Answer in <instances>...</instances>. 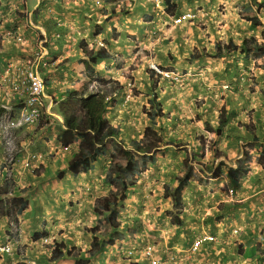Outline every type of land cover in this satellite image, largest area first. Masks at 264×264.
<instances>
[{
  "label": "crops",
  "instance_id": "crops-1",
  "mask_svg": "<svg viewBox=\"0 0 264 264\" xmlns=\"http://www.w3.org/2000/svg\"><path fill=\"white\" fill-rule=\"evenodd\" d=\"M245 1L239 0L241 4ZM200 4L201 9H206ZM232 9L224 22L213 9L194 21L173 24L156 0H0V117L6 112L19 116L21 97L11 91L7 80L13 67L36 52L40 53L37 66L45 83L42 120L15 131L17 149L11 162L0 134V189L5 188L2 194H6L0 195V246L10 247L9 252L0 251V264H76L78 258L84 259V264H150L149 258L137 252L148 242L153 244L159 264H264V102L261 89L255 93V84L242 78L246 64H254L255 59L232 52L217 58L207 55L215 40L227 42L232 38L239 42L244 36L258 34L264 25L263 20L252 25L246 19H238ZM98 42L110 53L109 58H97L98 76L122 84L105 111L104 124L117 127L125 143L141 138L140 123H145V118L149 120L142 107L147 106L155 82L145 64L155 60L163 67L178 68L184 73L193 70L196 74L179 83L156 81L155 92L164 119L176 117L184 128L176 132V139L190 141L195 128L191 131L185 122L191 124L193 114L199 115L195 120L197 127L203 120L212 121L209 111L216 104L227 109L228 119H240L236 110L243 117L250 110L248 118L258 140H251L247 127L238 126L231 127L239 133L233 135V141L216 142L227 149V158L231 159L221 160L224 164L234 168L241 164L247 170L230 178L224 166L220 174L200 181L204 184L190 180L182 191L180 213L173 217L172 193L166 190L177 185V175L170 171L166 173L169 178H165L163 172L156 180L149 176L148 166L159 164L160 171L172 165L179 167L177 157L185 148L160 145L156 161L146 165L144 169L148 171H142L121 203L119 227L109 228L96 207L97 199L108 192L103 177L110 163L109 151L100 155L87 172L71 174L69 157L77 152L79 140L66 146L60 140L66 121L59 103L71 92L87 93L90 80L85 73V51H98ZM128 66L133 68L131 74L134 69L143 71L138 78H145L144 83H136L140 91L145 87L147 92L133 94L129 102L122 74ZM208 68L213 76L221 72V79L228 80L223 83L233 87L235 97L230 96L229 100V93L226 100L213 102V87L203 74H198ZM244 84L253 86L257 97L256 106L252 104L247 110L244 105L252 102L247 101L246 94L242 95ZM191 94L194 101L200 100L193 108L188 106ZM180 95L187 101H182ZM129 120L133 122L130 126ZM162 126L157 122V130L165 136ZM192 148L198 151L195 141L187 151ZM33 158L41 163L35 173L24 165ZM41 186L50 192L44 193ZM17 198L25 201L24 208L14 206L17 201L13 199ZM94 227L98 228L95 235L105 244L103 250L90 255L88 249L94 236L90 229ZM204 233L213 240L204 241L191 251L194 239ZM54 242L62 243L63 250L74 248V254L52 259Z\"/></svg>",
  "mask_w": 264,
  "mask_h": 264
},
{
  "label": "trees",
  "instance_id": "trees-1",
  "mask_svg": "<svg viewBox=\"0 0 264 264\" xmlns=\"http://www.w3.org/2000/svg\"><path fill=\"white\" fill-rule=\"evenodd\" d=\"M164 4L167 12L174 14L173 12L177 8L176 0H164ZM263 6L264 1L261 0V3L258 4V9ZM252 21L257 22L256 16L252 17ZM228 52H238L246 59L263 55L264 29L261 28L259 36L255 34L247 35L242 37L240 42H236L232 38H229L228 42L217 39L214 42L213 50L208 51L207 55L217 58L224 54L226 55ZM85 53L87 56L84 60L85 73L91 82L92 80L95 82V89L87 91V93L83 91L71 92L68 98L59 103L60 111L66 121L60 140L65 146L75 140H79L77 152L70 157L68 162V171L71 174L87 172L100 155L109 151L110 160L113 158V161L110 164V171L103 181L109 186H114L115 190L109 189L106 195L99 197L96 207L102 213L107 226L111 229H117L120 225L118 220L119 208L128 190L137 183L138 177L146 165L156 161L155 154L159 150V146L174 143L172 141L165 142L163 134L156 128L157 118L163 116V111L161 104L157 101L155 84L151 86L152 97L148 101L151 107L145 111L150 124L144 127L141 138L125 143L124 139L119 137V129L117 127L104 124L105 111L113 103V94L121 90L122 85L116 80L98 76L99 74L95 70L97 58L110 57V53L105 48L102 47L96 52L86 50ZM256 65H258L260 71L264 70V63L261 65L257 63ZM1 112L2 109L0 108ZM222 118L220 117L219 124L224 121ZM246 126L251 138L257 140L254 135V127ZM107 146L110 148L109 150ZM118 154L121 155L122 160H119ZM261 155L264 156V144ZM187 160V172L183 176L177 175V185L171 190H166L172 193L173 208H178L176 212L181 210L182 191L190 182L192 175V166ZM224 166L227 168V175L230 178H236L247 170L244 165L239 164L234 168L220 161L211 173L212 176L218 175L221 167ZM4 189H0V194L3 193ZM17 201L20 208L25 207V201L21 198L17 199ZM90 230L94 233V236L88 252L90 255H94L103 250L105 241L100 240L99 236L95 235V232L98 231L97 227ZM54 246L55 248L51 252L52 259L61 256H71L75 252L74 248L63 250V244L59 242H54ZM85 262L84 259L78 258L76 264H84Z\"/></svg>",
  "mask_w": 264,
  "mask_h": 264
},
{
  "label": "rangeland",
  "instance_id": "rangeland-1",
  "mask_svg": "<svg viewBox=\"0 0 264 264\" xmlns=\"http://www.w3.org/2000/svg\"><path fill=\"white\" fill-rule=\"evenodd\" d=\"M180 1H181V3H180L181 12L185 11L186 9L189 10L191 8L200 7V5H201L200 2H202L204 4V6L206 7V9L204 8L205 10L203 9L204 11L209 12V11H211L213 9H216L217 15H220V19L223 22H224L226 16H230V14L228 13L230 7L233 8L231 12H236V16H237L238 19H246V21H248L247 20L248 19L247 16L244 17L245 14L242 15V12L239 13L238 9L242 10V4L239 2V0H211V1L210 0H179L178 2H180ZM191 2L194 3V5L188 4V3H191ZM214 14H216V13H214ZM262 14L264 15V11L262 12ZM263 15H260V16L264 17ZM214 18L215 17H213V19ZM259 20H263L264 21V18H261V19L259 18ZM222 26H224V24ZM194 58H195V56L193 57V60H194ZM255 58H256V60H255L256 62L257 61H260V62L264 61V54L261 55V56L255 57ZM147 59H148V57H147ZM151 62H155L157 65H159L158 62H156L155 60H151ZM251 63H253V62H251ZM146 67H148L147 63L145 64V68ZM164 68L168 69V70H174L175 69L174 67L171 68L170 66H165ZM194 68H196V66H194ZM250 68H252L251 64L248 65V66H245V70H243V73L244 72L246 73L244 75V79L251 80L252 85L255 84L254 85L255 93L261 89V91H262L261 102H264V98H262V97H264V91H263V88L261 87V84L263 86V83H264V70L260 71L259 74H257V79L258 80H253V79H255V77L253 75V72L250 73V71H251ZM210 69L211 68H208V70H203L201 73H198V74H203L205 76V78H207L208 81L210 82V85L213 87L214 90L210 91L211 98L213 99V102H219L220 100L221 101L226 100L225 96H228L229 93L230 94L228 96V99L230 100L229 97L230 96L231 97L234 96L233 95L234 93H232L233 92V87L229 88L227 84L223 83V82L228 81V80L221 79L222 78L220 76L221 72H219L217 75L213 76V73L210 71ZM132 70H133V68L130 69V67L128 66L126 68V71L122 72V74H124V76L126 78L125 79V86L127 88V94H128V90H129V87H130V86L127 87V85H126L127 82H130V84L132 85L131 90H132V97H133L134 95L137 96L138 92H141V93L144 92L145 93L146 91L144 90L145 87L143 88V90L140 91V89H138V85L136 83V82L144 83L145 78H138L139 74H140V77H141L143 71L139 72V70L137 71V70L134 69L133 73L131 74ZM177 70H178V73H177L178 75L174 79H176L178 82H181V81L185 80L186 77L196 75L193 72V70L190 71L191 67H190V70H189L190 72L187 71L185 73H182V71H184V70H182V71L180 69H177ZM177 70H175V71H177ZM233 76L236 77L235 73H233ZM224 77H226V75H224ZM215 78H216V80H215ZM169 83H171V82H169ZM245 84L241 88L242 95L246 94L247 95V101L248 102H252V103H248L247 105H244V108L246 107L245 110H247L248 107H252V104H254V106H256L257 97H256V94H253V90H254L253 86L251 87V85H250V86L247 87V85H245ZM234 87H236V85ZM238 87H239V85H238ZM172 88H174L173 85H172ZM184 89H186V88L184 87L182 90H184ZM239 93L240 92H238V94ZM180 96H181V100L182 101H187V100H185L182 97V95H180ZM189 96H190V98H189L188 101L190 102V104H188V106L193 108V107L199 105L200 100H195L194 101V98H192L193 95L191 94ZM132 97L126 98V101L127 102L131 101ZM141 97H144V95L141 96ZM140 98H138V99H140ZM143 101L145 102L146 100H143ZM150 107L151 106L147 102V106L143 105V107H142V113H145L146 109H148ZM137 109H140L139 106H137ZM236 109H238V108H236ZM135 111H136V108L134 109V112ZM187 111H188V109H187ZM236 112H237V115H238V117L240 119H236V118L235 119H231V118L228 119L227 118V116H228L227 109H224V106L221 107L219 104H216V108L214 110L211 109V111H209V114L212 115V119L213 120L210 121V122L204 121V120L201 121L202 125L200 127H197L196 123H195L196 122L195 120L199 117V115L193 114V120H190L191 124L189 122H187V121L185 122L187 124H184V125L190 127L191 131L193 130L192 128H195V130H194L195 133H194L192 139H190V141L189 140H187V141L183 140L184 139L183 137H181L180 139L179 138L176 139L177 136H178V134L176 132L180 131V129L182 128V125H180V123H178L179 121H178V119L176 117H172V119H166L167 117H165V119L163 118V122L160 121V119L157 118V122H159L160 125H163L162 126V130L165 132L164 141L165 142L174 141L175 144H172V145H175L176 147H178L180 149L185 148L184 149L185 151H184L183 154H181L179 152V156L177 157L178 160H180L178 162L179 167H174L172 165V168L171 167H166V168L162 169V171H160L161 170L160 169L161 166L159 164L158 165L157 164L149 165L148 166V170H149L148 174H149V176H151V177L153 176V178H155L157 180L158 176L159 177L162 176L163 172H164L165 173L164 177L165 178H169V176L166 175V173H168L170 171H172L175 175H178V176L182 175L183 176L188 170L187 165H186V159H188L187 161L192 166V171H191L192 175L190 177V180H192V181L196 180V181H198V183L204 184L203 182H200V181H207L208 178L210 176H212L211 169L212 168L214 169L219 164V161L224 160V159L228 160V158H227V149L224 148V147H219L216 144V142L220 141V140H221L222 143L233 141L234 140V139H232L233 135L234 134H236V135L239 134V133L234 132V130H232L235 127L242 126V127L245 128L246 125H250V126L253 127V125L251 124V120L248 118L249 115H250L249 114L250 110L245 112V114H244L245 118L243 117V114H239L238 110H236ZM165 113H167V111H165ZM145 115H146V113H145ZM142 117L145 118L144 115H142ZM220 117H223L222 119H224L222 124H219ZM128 122H129L128 123L129 126H130L131 123H133V122L130 123V120ZM145 123H146V125L144 126ZM145 123H144V121H141V123H140L141 124V127H140L141 130H144L143 127H146L147 125L150 124L149 120H147L146 118H145ZM140 124L138 123V125H140ZM131 127H133V126H131ZM138 127L139 126H137V128ZM231 127H233V128H231ZM156 128H157V126H156ZM169 130H171L172 133H168ZM181 130H184V128H182ZM168 134L173 135V136L172 137L168 136ZM194 141L197 143L198 151H194V148H192L193 151H187L188 145H190V143H194ZM208 153H210V155ZM118 157H119V160H122L120 154H118ZM112 161H113V158L110 160L108 168H107V170H106V172L104 174L103 180L105 179V176L107 175V173L110 171V164H111ZM215 161H216V163H215ZM228 161L231 162V159H229ZM214 163H215V167H213ZM162 165H164V162L162 163ZM222 168L223 167H221V169ZM221 169H220V171H221ZM37 170H39V169H37ZM146 170L143 169L142 170V171H144L143 173H146L148 171V170L147 171ZM220 171H219V174H220ZM104 186L106 187V188H104L105 190L106 189L107 190H109V189H114L115 190L114 186H111V185L109 186L106 183H104ZM159 187H160V190H161V187H162L161 184L159 185ZM40 189H43V187L41 186ZM209 189H212V188H209ZM42 191L44 193H49L50 192L48 187L44 188ZM177 209L175 208L173 210V217H174V215H178L180 213V212H176ZM133 227H135V225ZM136 228L139 229V226H136Z\"/></svg>",
  "mask_w": 264,
  "mask_h": 264
},
{
  "label": "built area",
  "instance_id": "built-area-1",
  "mask_svg": "<svg viewBox=\"0 0 264 264\" xmlns=\"http://www.w3.org/2000/svg\"><path fill=\"white\" fill-rule=\"evenodd\" d=\"M190 13L182 15V19L190 17ZM181 18H177L175 22H179ZM40 59V53L36 52L33 57H26L23 63L12 68L10 78L7 80L11 90L21 97L22 107L19 117L13 118L9 113H5L0 117V129L2 136L11 138V134L15 128L21 124H34L40 121L42 115V98L44 95V79L41 76L37 66V60ZM150 67L157 73L165 77L174 79L177 77L172 71L164 70L155 63H150ZM131 86L130 82L128 83ZM127 97H130L128 94ZM9 150H11L10 142H8ZM10 152V151H9ZM35 159V158H34ZM31 171L35 169V164L26 161L24 164ZM213 237L209 234H201L194 239L191 245V251H196L204 241H211ZM1 250H9L8 246L1 247ZM141 252L150 258V264H159L158 259L153 257V244L148 242L144 245ZM128 253H132L130 250Z\"/></svg>",
  "mask_w": 264,
  "mask_h": 264
},
{
  "label": "clouds",
  "instance_id": "clouds-1",
  "mask_svg": "<svg viewBox=\"0 0 264 264\" xmlns=\"http://www.w3.org/2000/svg\"><path fill=\"white\" fill-rule=\"evenodd\" d=\"M171 1H173V0H171ZM179 0H176V2H177V8L175 9V12H173L174 14H170V13H168L167 12V10H166V7H165V4H164V0H156V5L157 6H160V7H162V9H163V11H164V13L167 15V17L169 16L170 17V19H171V22L173 23V24H180V23H182V22H184V21H194L195 19H197L199 16H200V14H205V11L203 10V9H201V6L200 7H196V8H191V9H186L185 11H182L181 12V6L179 5V2H178ZM264 1V0H263ZM259 3H261V0H246L245 2H243L242 3V10L240 9L239 10V13L240 12H243L245 15H244V17L245 16H247V20L248 21H250V24H252V25H256L257 23H258V21H259V16L260 15H263L262 14V12L264 11V6L261 8V9H258V4ZM204 11V12H203ZM186 13H190V15H193V16H190V17H186L185 19H182V15H184V14H186ZM254 16H256V18H257V22L255 23L254 21H252V17H254ZM264 16V15H263ZM168 17V18H169ZM177 18H181V20L179 21V22H175V20L177 19ZM261 28L262 29H264V26L263 25H261ZM261 28H260V30H261ZM260 30L258 31L259 33H260ZM259 33L258 34H255V35H257V36H259ZM252 34H254V33H252ZM242 39V38H241ZM228 42V41H227ZM240 42V41H239ZM99 44H100V46H101V48L103 47V43H101V42H98ZM103 48H105V47H103ZM228 53H230V52H228ZM232 53H237L238 54V52H232ZM227 54V53H226ZM192 56H195V55H192ZM248 59H255L256 60V58L255 57H252V58H248ZM254 60V64L253 63H251V66H252V68H250L251 69V71H250V73H252L253 72V75H254V77L255 78H257V74H259V72H260V70H259V68H258V65H256L257 63L258 64H263L264 63V61H255ZM150 63H151V61H150ZM150 63L148 62V67H147V69H148V72H151L152 74H153V76H152V74H150V76H151V78H152V80H154V82L155 83H152V85L153 84H155V88H156V85H157V83H156V81H159V80H162V79H164V80H167L168 82H171V83H179L176 79H171V78H169V77H165V76H163V75H161L160 73H157L154 69H152L151 67H150ZM152 63H155V62H152ZM156 64V63H155ZM159 64V63H158ZM159 67H161L162 69H164V70H168V69H165L162 65H158ZM246 66H248V65H246ZM171 68H173V67H171ZM178 68H175L174 70H168V71H172V72H174L175 74H177L178 73V70H177ZM175 70H177V71H175ZM182 73H184L183 71H182ZM178 75V74H177ZM242 78L244 79V75L242 76ZM128 83L129 82H127V87L129 86L128 85ZM264 84V83H263ZM44 85H45V83H44ZM122 85V84H121ZM131 88H132V85L129 87V90H128V94L130 95V97H132V90H131ZM262 88H263V91H264V86H262ZM11 89V88H10ZM93 89H95V82L92 80V82L90 81V84L88 85V88L86 89V91H91V90H93ZM12 91V90H11ZM13 92V91H12ZM15 93V92H14ZM126 93H127V91H126ZM151 93H152V91H151ZM156 93V92H155ZM128 94H126V98H130V97H127V95ZM157 95V94H156ZM157 101H158V95H157ZM20 104H21V106L20 107H22V102H20ZM42 105V104H41ZM41 108H42V106H41ZM6 113H8V112H6ZM19 114H20V112H19ZM11 115V114H10ZM12 116V115H11ZM13 118H17V117H14V116H12ZM19 117V116H18ZM164 118V112H163V116L161 117V118H158V119H163ZM149 119V118H148ZM41 120H42V115H41V118H40V121L38 122V123H34V124H39L40 122H41ZM150 121V120H149ZM23 125H32V124H21L18 128H15L14 130H13V132H12V134H11V138H5L4 136H2V133L0 132V134H1V136H2V138H3V140H4V146H5V148H6V152L8 153V155H9V157H10V161L9 162H11L12 161V158H13V156H12V154H14V152L16 151V149H17V145H16V141H15V136H16V134H15V131H17V130H20L21 129V127L23 126ZM157 126V125H156ZM247 127V126H246ZM254 127V126H253ZM254 135H255V133H254ZM256 136V135H255ZM257 137V136H256ZM251 140L252 141H256V140H253L252 138H251ZM257 140H258V138H257ZM8 142H10V146L12 147L11 148V150H9V145H8ZM264 144V139H263V142H262V145ZM10 151V152H9ZM29 162H30V160H29ZM31 162L33 163V164H35V169L33 170V171H31V172H36V170L41 166V163H37L36 161H35V159L33 158V159H31ZM26 167V166H25ZM26 168H28V167H26ZM29 169V168H28ZM7 172H8V176L6 177V178H11V173H10V169H8L7 170ZM0 195H2V197H4L6 194H0ZM1 197V198H2ZM17 199H19V198H17ZM17 199H13V202H16L17 201ZM2 201H3V199H1ZM9 205H7V207H8ZM11 206H12V201H11ZM15 207H19V203H18V201H17V204L16 205H14ZM5 246H8L7 244H5V245H1L0 246V248L1 247H5ZM143 247H144V245H143ZM143 247L138 251V249H137V252H141V250L143 249ZM8 248H9V250L7 251V250H1L0 249V251L1 252H9L10 251V247L8 246ZM130 250H128V252H129ZM142 253V252H141ZM132 253H128V255H131ZM143 254V253H142ZM144 255V254H143ZM145 256V255H144ZM146 257V256H145ZM153 257H154V253H153ZM146 258H148V257H146ZM150 259V258H149Z\"/></svg>",
  "mask_w": 264,
  "mask_h": 264
}]
</instances>
